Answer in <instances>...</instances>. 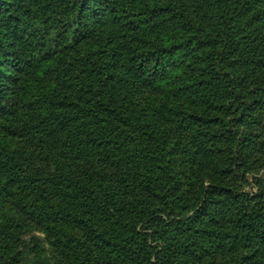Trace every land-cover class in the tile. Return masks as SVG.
Listing matches in <instances>:
<instances>
[{
	"label": "trees",
	"instance_id": "obj_1",
	"mask_svg": "<svg viewBox=\"0 0 264 264\" xmlns=\"http://www.w3.org/2000/svg\"><path fill=\"white\" fill-rule=\"evenodd\" d=\"M205 1L232 6L218 36L155 43L138 31L168 11L148 0H0V127L21 142L0 139L2 199L12 201L0 264H264V192L236 186L264 156L248 127L264 108V57L250 56L264 0ZM145 89L164 109L143 102ZM170 115L191 130L210 186L196 189L192 171L181 180ZM26 219L73 234L54 233L51 255L40 239L21 241Z\"/></svg>",
	"mask_w": 264,
	"mask_h": 264
},
{
	"label": "rangeland",
	"instance_id": "obj_2",
	"mask_svg": "<svg viewBox=\"0 0 264 264\" xmlns=\"http://www.w3.org/2000/svg\"><path fill=\"white\" fill-rule=\"evenodd\" d=\"M29 8H32V1L34 0H23ZM152 6L158 8H167L168 12L164 13L160 18H164L165 20H159L157 23L160 25L155 29L144 30L141 29L138 31L139 34H143L145 39L149 42L155 43H168L170 41L184 40L187 36L198 33L207 35V36H218V15L223 13H228L227 15H231L232 6L229 5L228 8L223 7L222 10L216 11L215 9L210 8L208 2L205 0H148ZM228 11V12H227ZM182 37V38H180ZM259 39L257 42H254L251 46L250 56L258 53L261 57H264V32L259 35ZM254 53V54H253ZM185 55V54H184ZM182 54V61L179 64L180 74L185 77H189L192 74V64L196 60V53L192 50L186 54L185 57ZM200 55V54H199ZM147 89V88H146ZM144 91V97L148 101L143 100L148 105H151L155 111L159 108L157 112L164 109L162 107V103H165V100H158L155 92L152 90ZM170 104H172L170 102ZM172 107V106H170ZM160 114V113H157ZM216 116H220L222 114H215ZM223 116V115H222ZM259 123L257 127L249 123L248 127L251 131L250 133H255L260 137V140H264V108L260 109L257 113ZM171 120L166 121L164 125H167V128L171 130V145L167 147V152L169 155H174L176 160V164L181 172V180L183 183L187 184V173L189 171L196 172L194 174V185L196 189H202V187H208L211 185L213 173L210 175V172L207 170V165L209 162L203 156V153H200V150L196 148L194 144H192L190 140V129H186V124H180L181 121L178 116L170 115ZM174 121H177L176 123ZM255 126V127H254ZM165 127V126H164ZM0 139L4 140L9 145L15 144L19 145L21 142L18 140V137L12 135L9 131H5L4 128L0 127ZM180 143V149L172 148L175 142ZM262 152V151H261ZM170 156V157H171ZM259 158L262 161V165H257L254 169L246 175V181L244 183H237V188L241 190L242 193L249 195H258L264 192V156L261 154ZM194 160L199 162L194 163ZM201 163V167L198 164ZM203 167V168H202ZM202 168V169H201ZM233 183V182H232ZM234 186V187H236ZM7 196V191L2 190V184L0 181V202L3 201L2 197ZM7 201H3L0 203V221H3L7 212L12 209V201L9 200V197H6ZM226 199V197H224ZM201 205L197 206L199 210ZM226 206L222 210H226ZM188 213L190 215H194L195 211L189 209ZM166 220H168L167 216H164ZM165 220V221H166ZM170 221H166L169 223ZM150 224L148 221H143L138 226V229H143L144 227H148ZM60 231H64L65 233H72L71 229H61L60 227H53L51 224H38L30 222L29 220H24L23 226L17 229V232L20 235L21 241H28L31 243H27L28 245L34 244V240L38 242L40 239V243L43 247L48 250V252L52 255L55 254L56 251L54 249V233H58ZM169 237H174L172 231L169 234ZM151 246L159 247V250L163 248L162 241H153L152 238L147 240ZM23 247H27V245L20 244L19 250ZM33 256V255H32ZM30 259H24L21 261V264H36L35 261L31 263ZM0 257V263H1ZM184 261V260H181ZM186 261V260H185ZM194 260L192 259L191 262ZM176 264H180L179 261ZM198 264V263H197Z\"/></svg>",
	"mask_w": 264,
	"mask_h": 264
}]
</instances>
